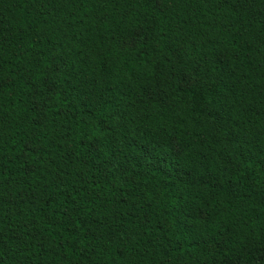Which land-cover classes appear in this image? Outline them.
<instances>
[{
    "label": "trees",
    "instance_id": "obj_1",
    "mask_svg": "<svg viewBox=\"0 0 264 264\" xmlns=\"http://www.w3.org/2000/svg\"><path fill=\"white\" fill-rule=\"evenodd\" d=\"M249 262L264 0H0V264Z\"/></svg>",
    "mask_w": 264,
    "mask_h": 264
},
{
    "label": "snow or ice",
    "instance_id": "obj_2",
    "mask_svg": "<svg viewBox=\"0 0 264 264\" xmlns=\"http://www.w3.org/2000/svg\"><path fill=\"white\" fill-rule=\"evenodd\" d=\"M148 2L152 3L156 7H162L167 2V0H148ZM52 95H55L54 90H52ZM249 264H251V262H249Z\"/></svg>",
    "mask_w": 264,
    "mask_h": 264
}]
</instances>
